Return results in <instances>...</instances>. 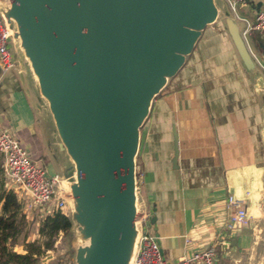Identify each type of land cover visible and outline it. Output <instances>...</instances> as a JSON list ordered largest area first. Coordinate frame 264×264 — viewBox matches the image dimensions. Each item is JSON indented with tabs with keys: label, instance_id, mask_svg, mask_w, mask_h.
Instances as JSON below:
<instances>
[{
	"label": "crops",
	"instance_id": "obj_1",
	"mask_svg": "<svg viewBox=\"0 0 264 264\" xmlns=\"http://www.w3.org/2000/svg\"><path fill=\"white\" fill-rule=\"evenodd\" d=\"M214 4L216 18L200 30L139 128L135 181L146 214L143 230L158 238L169 263L211 244L218 248L217 264H252L264 253L257 239L264 226V91L255 88L257 71L246 67L227 26L231 19L243 29L264 9V0H244L235 11L227 0ZM8 48L14 66L0 70V122L48 176L59 175L64 194L76 178L74 161L26 57L11 38ZM230 195L245 199L249 225L228 235Z\"/></svg>",
	"mask_w": 264,
	"mask_h": 264
},
{
	"label": "water",
	"instance_id": "obj_2",
	"mask_svg": "<svg viewBox=\"0 0 264 264\" xmlns=\"http://www.w3.org/2000/svg\"><path fill=\"white\" fill-rule=\"evenodd\" d=\"M10 3L40 92L49 100L61 144L75 164L78 183L73 181L71 189L86 214L91 241L86 256L78 252L77 257L81 264H126L139 128L200 30L216 18L214 0ZM44 3L60 7L63 22L52 23ZM159 9L162 16L153 20ZM227 26L244 64L261 81L237 25L228 19ZM254 36L264 61V36Z\"/></svg>",
	"mask_w": 264,
	"mask_h": 264
},
{
	"label": "built area",
	"instance_id": "obj_3",
	"mask_svg": "<svg viewBox=\"0 0 264 264\" xmlns=\"http://www.w3.org/2000/svg\"><path fill=\"white\" fill-rule=\"evenodd\" d=\"M244 0H227L232 11ZM257 31L264 35V9L257 12L253 20H245V26L239 30L246 50L252 61L259 68L262 80L255 82L256 89L264 91V63L255 54L247 35ZM10 41L9 29L0 15V70L6 72L14 66L12 54L8 48ZM0 160L1 175L6 190L12 191L20 204L23 215L38 213L43 219L53 211L67 214V202L58 191L59 175L48 176L45 169L33 160L26 148L20 143L11 130L0 122ZM136 201L137 197H136ZM141 218L139 221L140 235L138 246L131 264H217L218 248L211 244L193 252L188 258L169 263L163 256L158 238L143 230L146 214L139 206ZM249 225L246 214L245 199L228 196L226 199V214L224 229L228 235Z\"/></svg>",
	"mask_w": 264,
	"mask_h": 264
},
{
	"label": "rangeland",
	"instance_id": "obj_4",
	"mask_svg": "<svg viewBox=\"0 0 264 264\" xmlns=\"http://www.w3.org/2000/svg\"><path fill=\"white\" fill-rule=\"evenodd\" d=\"M44 5H45L44 7L45 9L43 10V12L46 16H48L51 19L52 23L58 24L60 22H63V12L60 7L48 6L45 3ZM8 9H9V0L8 1L0 0V15L3 17L9 29L10 38L15 44V48L17 52H18V49L20 48L22 54L24 55L25 52L20 46V38L18 35L16 22L9 15ZM252 33L247 35V39L249 40L251 44L252 50L255 52V54H257L262 59V57L259 54L257 45L254 42L255 36ZM25 60L28 65V68L31 70L33 74V71L30 67V63L28 59L26 58ZM37 88H38V92L40 96L42 97L44 103L46 104V107L49 109L48 101L41 94L39 85L37 86ZM74 182L76 184L78 183L76 178ZM66 188H67L66 189L67 192L65 191L63 195L67 202V209H68L67 216H69L71 223H72L71 230L73 232V236L71 238H68V237L63 236L61 233L55 236L53 240L52 249L45 251L36 264H78V257H77L78 250L79 249L85 250L88 247L89 240L87 238V235H85L86 234L85 228L81 224L76 226L77 223L73 221V218H72V214L75 209L74 193L73 191L70 190L68 186ZM136 197H137V194H136ZM137 200H139L138 197H137ZM137 202L139 204L140 201H137ZM141 217L142 216L140 213L139 218ZM39 220H41V217L39 216L38 213H32V214L27 213L26 216L24 215V222L21 224V233L18 234L14 240L9 241V244L13 251L17 253H24L22 246L26 242H32L36 240L38 243H41L42 239L38 236L36 232V223H38ZM79 226H81V228H78ZM136 227L138 230L137 222H136ZM136 227H135L134 232L132 233V236L133 235L136 236L135 249H134L135 251L132 253V255L130 254L131 256H130L129 264H131L133 256L137 249L136 243H137V239L139 236V230L137 232ZM258 233L260 235V236L258 235L257 237V239L259 240V245L262 247V249H264V226L260 228ZM251 259H254V257ZM252 264H264V253L261 257L257 258L256 261L253 260Z\"/></svg>",
	"mask_w": 264,
	"mask_h": 264
},
{
	"label": "trees",
	"instance_id": "obj_5",
	"mask_svg": "<svg viewBox=\"0 0 264 264\" xmlns=\"http://www.w3.org/2000/svg\"><path fill=\"white\" fill-rule=\"evenodd\" d=\"M24 215L16 195L4 187L0 167V264H36L45 251L52 249L54 237L62 234L71 238L72 223L69 216L60 211L46 215L38 227L41 243L36 240L24 243V253L12 250L9 241L21 233Z\"/></svg>",
	"mask_w": 264,
	"mask_h": 264
},
{
	"label": "bare ground",
	"instance_id": "obj_6",
	"mask_svg": "<svg viewBox=\"0 0 264 264\" xmlns=\"http://www.w3.org/2000/svg\"><path fill=\"white\" fill-rule=\"evenodd\" d=\"M6 1H8V0H6ZM11 3H10V0H9V15L14 19V21L16 22V25H17V30H18V35H19V38H20V46L22 47V49L24 50V52H25V54L23 55V56H25L27 59H28V61H29V63H30V59H29V57H28V51H27V49L23 46V44H22V40H21V35H20V31H19V28H18V24H17V20H16V18L13 16V14H12V12H11ZM162 16V10L161 9H159L157 12H155L154 14H153V20H156V19H158V18H160ZM19 46V47H20ZM18 47V48H19ZM18 51H19V53H21L22 54V52H21V49L19 48L18 49ZM30 67H31V69H32V71H33V73H34V75H35V78H36V80H37V82H38V75L36 74V72L34 71V69H33V67H32V65H31V63H30ZM164 80H166V77L164 78ZM43 94V93H42ZM43 96H44V98L48 101V105H49V100H48V98L43 94ZM65 185V187H66V182L64 183ZM72 184V183H71ZM71 184H69V188H70V190L72 191V189H71ZM74 203H75V209H74V211H73V214H72V218H73V221H75L77 224H76V226H78V225H83V227L85 228V230H86V234L85 235H87V238H88V240H89V244H88V247L85 249V250H83V249H79L78 250V252H83V254H84V257L86 256V254L89 252V248H90V243H91V241H90V235H89V233H88V230H87V228H86V226H85V218H86V214H85V212L79 207V205H78V203H77V201H76V198H74ZM134 207H135V214H134V218H133V221H132V225H131V227H130V235L128 236V238H127V240H126V249H127V254H128V259H127V263L126 264H129V261H130V256L132 255V253L135 251L134 249H135V242H136V236L135 235H133L132 236V230H133V232H134V230H135V227H136V222H137V225H138V230H139V235H140V225H139V221H140V218H139V214H140V211H139V204H138V202L136 201L135 203H134ZM78 228H81V226H79ZM136 230H137V227H136ZM138 230H137V232H138ZM138 240H139V236H138V239H137V243H136V248H137V246H138ZM131 254V255H130ZM81 262H82V260L81 259H78V264H81Z\"/></svg>",
	"mask_w": 264,
	"mask_h": 264
}]
</instances>
